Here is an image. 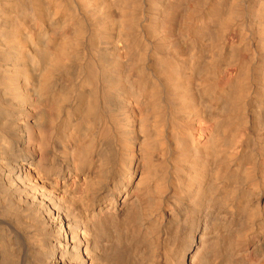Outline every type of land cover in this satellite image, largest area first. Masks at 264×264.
<instances>
[{"label":"bare ground","instance_id":"bare-ground-1","mask_svg":"<svg viewBox=\"0 0 264 264\" xmlns=\"http://www.w3.org/2000/svg\"><path fill=\"white\" fill-rule=\"evenodd\" d=\"M0 264H264V0H0Z\"/></svg>","mask_w":264,"mask_h":264}]
</instances>
